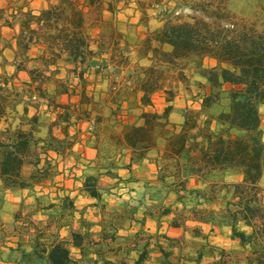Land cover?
Masks as SVG:
<instances>
[{"label":"trees","instance_id":"1","mask_svg":"<svg viewBox=\"0 0 264 264\" xmlns=\"http://www.w3.org/2000/svg\"><path fill=\"white\" fill-rule=\"evenodd\" d=\"M1 1L7 5L0 4V209L9 191H21V207L26 197L35 201L29 213L15 212L16 241L6 259L145 264L153 236L144 229L134 235V260L111 259L108 248H115L120 230L174 213L172 226L202 240L195 264H241L239 253L243 264H264V0H174L190 15H169L138 43L115 18L128 0H44L38 8L31 0ZM157 1L137 2L147 10ZM207 59L213 64L207 66ZM102 69L115 89L120 86V95L133 96L125 98L142 109L140 122L119 128L97 111L88 85ZM189 73L205 79L195 96L199 105L181 109V121L175 122L176 88ZM159 93L166 101L163 111L148 109ZM74 95L78 102L62 100ZM91 118L87 144L96 156L84 170L81 191L101 211L100 239L92 231L96 223L57 180L61 163L77 156V125ZM144 164L154 166L155 174L141 181L139 197L109 205L104 196L112 189L100 178L121 179L120 169ZM193 180L198 185L191 186ZM131 182L140 180L130 177L122 185ZM170 195L180 207L167 203ZM42 213L46 219H32ZM203 225L210 231L229 227L241 249L212 244ZM63 228L68 236H62ZM142 234L148 237L140 245ZM163 238L156 243L160 263L175 264L176 245Z\"/></svg>","mask_w":264,"mask_h":264},{"label":"rangeland","instance_id":"2","mask_svg":"<svg viewBox=\"0 0 264 264\" xmlns=\"http://www.w3.org/2000/svg\"><path fill=\"white\" fill-rule=\"evenodd\" d=\"M138 0H128V3L124 5V7L115 15V18L119 21V26L123 29H126L127 36L132 41V43H138L140 39H143L142 37L150 33V31L154 30L157 28L163 20L168 17L169 15H172L174 17H180L181 19H185L190 15V10H188L185 7H181L178 5V3L174 0H159L157 2H154V4L148 8L147 10L140 8L138 6ZM240 1V0H239ZM31 5L33 7H42L45 3L44 0H31ZM1 6H6L7 3L5 1H1ZM238 5V4H237ZM111 16V15H110ZM9 35H11V31L6 30ZM38 49L34 48L33 53L36 54L38 53ZM8 57L12 58L13 57V52L11 50L6 51ZM213 64V60L207 59L206 60V65L209 66ZM128 70L126 69L125 72ZM190 79L183 84H179L177 86V97L174 100V110L171 114V120L175 122L181 121V109L184 107H193V106H198L199 105V100L195 98V96L198 94L202 84L204 83L205 79L201 77L200 75L196 74H190ZM116 90H112V94H110V105L105 103V108H103L105 117L109 119H113L114 113L117 115L129 116V123L133 122H140L139 115L142 111L141 108L138 107V104L133 100V104L129 106L127 103H123L121 101L126 95L130 96L133 98L132 95L127 91H124L119 94L117 92L115 94ZM109 94L108 91H106V95ZM126 101V98H124ZM97 101V100H95ZM98 103V102H97ZM119 105V106H117ZM166 106V101L164 99V96L162 94H157L155 96V103L153 107H148V109L152 110H157V111H163L164 107ZM115 107H117L116 111L114 110ZM129 111V112H128ZM127 112V113H126ZM122 120H126V118H121ZM118 123V122H116ZM120 125V123H119ZM121 126V125H120ZM264 126V124H263ZM154 166L144 164L143 166L139 167L136 169L135 176H133L135 179H139L140 182H131L127 183V186L121 185L118 189L115 187L112 188L111 193L119 196L120 203L124 200H129V199H136L139 197L140 193L143 191L142 188V182L143 180L147 179L150 177ZM236 176H229V180H236ZM60 181V180H58ZM191 186H196L198 185V182H191ZM263 185H264V180H263ZM123 189V192L119 194V191ZM44 190L46 192L51 190L50 186H45ZM23 195L20 192H6L5 193V199L2 208L0 209V264H3L4 259L8 257V247L11 246V244L15 241L16 239V234H17V229H16V222L14 221V214L16 211L21 210L23 212V215L26 213H29L33 208H34V198L33 197H26V206L21 207V201H22ZM109 205H119L114 204L112 202H108ZM168 203V200H167ZM216 208L220 207V204H213ZM175 208V207H174ZM178 208V207H177ZM90 214V213H89ZM44 213L42 214H35L32 216V219L34 220H39V219H45ZM20 225V224H18ZM129 230V229H127ZM29 229H23V232L27 234ZM128 233V232H127ZM145 235L153 236L151 240V250L150 254L148 257V260L146 264H155L157 262H160V258L157 256L158 252H156V247L153 246V244L156 242V240L160 239L165 241L161 235H153L151 233H148L145 231ZM144 234L139 237V243L142 245L145 241V239L148 236H145ZM213 238L212 244L225 247L228 249H239L233 247L234 244L228 239V236L225 234L224 229H219L217 228L215 232L212 234ZM217 236V237H215ZM187 239L190 242H185L184 245V253H190L191 249H188L192 245H194V241L191 238L190 233H187ZM27 238V236H26ZM216 238H220L219 240H216ZM133 235L129 234L128 236H120L119 239L117 240V243H122L121 246H118L117 251L113 254L117 255L115 259H127V260H134L137 256V251L134 250L133 246ZM166 244V243H165ZM237 245V244H235ZM122 247L125 249L122 251ZM174 251V250H173ZM127 253V254H126ZM174 253V252H173ZM244 253H239L235 255L236 260L239 261V263L243 264L244 263ZM186 258V257H185ZM172 259L175 260V257L172 255ZM188 262L186 264H193L190 261V258L187 257Z\"/></svg>","mask_w":264,"mask_h":264},{"label":"crops","instance_id":"3","mask_svg":"<svg viewBox=\"0 0 264 264\" xmlns=\"http://www.w3.org/2000/svg\"><path fill=\"white\" fill-rule=\"evenodd\" d=\"M125 33L127 32L126 29L121 28ZM146 36V35H145ZM145 36H143L142 38H144ZM141 40V39H140ZM120 86L117 87V89H115L113 87V78L112 76L108 75V72L106 70H100L99 73L96 76V80L93 81V83L88 85V91L90 94H92L95 98V100H97L98 103H96L97 106V111L103 115V118L105 121H113V122H118L116 123V125H118L119 128H122L124 125L128 124L129 121V116H127V114L124 116L121 115H117L116 113H114V115L112 116L113 119H109L105 117V113L103 108H105V103H107L108 105H110V94H112V90H116L115 94L118 92ZM106 91H108L109 94L106 95ZM161 94V93H159ZM158 94V95H159ZM125 98V97H124ZM122 99L121 101H123V103H128L127 100L125 101V99ZM71 99L72 101L78 102L79 97L77 95H74L72 97H68V96H64L62 98V100H69ZM105 104V105H104ZM119 106V105H117ZM117 107H115V111ZM96 111H93L92 116H94L96 113H98ZM129 112V111H128ZM127 113V112H126ZM52 119L55 118V115L52 114L51 115ZM126 118V120H122L121 118ZM92 122V118L88 121H84V122H79V124L77 125V129L79 130V134H78V141L76 143V145L74 146V149L77 153V156H72L67 162H62L61 163V170H62V175L57 179L60 180V185H64L66 189H68L71 192V195L74 197L75 199V204L77 205V207L81 210L84 211V216L90 220L95 222L96 224L93 226L92 231L94 233V237L100 239V231H101V225L100 222L102 220V214L101 211L93 206V202L94 199H92L91 197H89L88 195H86L85 193H83L81 191V185H82V180H83V174H84V170L87 166V164L92 161L95 156H96V150L94 148H92L91 146H89L87 144V139L89 137V133L87 131V127L91 124ZM120 123V125H119ZM56 134H60V129H56ZM129 157L130 154L129 152H127V155L124 158V163H128L129 162ZM154 171H152V175L155 174V168H153ZM136 173V168H132V169H126V168H122L119 170V175L122 177L121 179L119 178H112V177H108V176H102L100 178V184L104 187H108V188H113L115 187L116 189H118L124 182L125 180H127L130 177L135 176ZM192 182H197L196 180H193ZM12 192H21L19 190L17 191H12ZM123 192V189H121L119 191V194H121ZM105 199L108 202H112L114 204H118V202L120 203L121 198H119V196L116 197V195L110 193V194H105ZM168 204H171L173 207L177 208L180 207V204H177L175 202V197L174 195H170V197L168 198ZM216 204V203H214ZM143 211V209H141V212ZM90 213V214H89ZM142 214H139V217H141ZM80 214L77 212L76 213V224L77 225V220L79 219ZM175 214L172 213L170 215H166L163 216L161 218V220L159 222H157L154 219L151 218H147L145 221V224L142 226L140 223H134L132 225V227L127 230V229H122L120 230L119 234L120 236H128L129 234L134 235L140 230V229H144V231L151 233L153 235H161V237L163 238V236L165 235L166 237H169V239H171V243L173 245H176L175 247H173L172 249L174 250L173 252V256L175 257V260H173L175 262V264H186V262H188V259H186L187 257L190 258L191 263L195 264L192 259L195 258L198 254L199 251V247L201 244V239L199 238H192V240L194 241V245H192L191 247H189L188 249H191L190 253H184L185 249L183 248L185 245V242H190L187 238V233H185L184 229L182 227H174L172 226V222L174 220ZM47 218V215H45V219ZM189 226H194L196 225V222L193 221H188L187 222ZM203 228L206 231H210V226L208 225H203ZM219 228L224 229L225 230V234L228 236V239L232 242V244H234L233 247L235 248H239L241 249V247L239 246L238 242L236 240H232L231 239V232H230V228L223 226V227H215L213 231L209 232V242H212V234L215 232V230ZM128 232V233H127ZM61 234L62 236H68V229L67 228H63L61 230ZM119 236V237H120ZM217 237V236H215ZM119 239V238H118ZM164 239V238H163ZM220 238H216V240H219ZM16 241V239H14ZM15 241L11 244L15 245ZM163 241V240H162ZM156 242L153 244V246L156 247ZM122 243H117V241L114 243V249L110 250L108 248V255L111 259H115L116 257H118L117 255L113 254L117 251L118 246H121ZM237 244V245H235ZM125 248L122 247V251ZM74 255L76 257H79V252L77 249H73ZM156 252H158L157 256L160 258L161 254L159 252V250L157 249ZM149 257V256H148ZM186 257V258H185ZM148 260V259H147ZM147 262V261H146ZM145 262V264H146ZM3 264H13L12 262H9L7 259H4ZM99 264H102L101 262ZM155 264H161L160 262H157Z\"/></svg>","mask_w":264,"mask_h":264}]
</instances>
